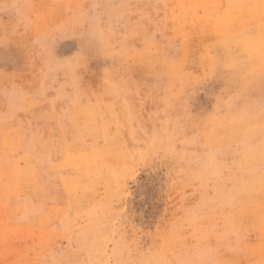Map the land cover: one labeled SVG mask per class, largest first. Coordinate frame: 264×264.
Instances as JSON below:
<instances>
[{"label": "rangeland", "instance_id": "obj_1", "mask_svg": "<svg viewBox=\"0 0 264 264\" xmlns=\"http://www.w3.org/2000/svg\"><path fill=\"white\" fill-rule=\"evenodd\" d=\"M197 1L0 0V264H264V0Z\"/></svg>", "mask_w": 264, "mask_h": 264}, {"label": "bare ground", "instance_id": "obj_2", "mask_svg": "<svg viewBox=\"0 0 264 264\" xmlns=\"http://www.w3.org/2000/svg\"><path fill=\"white\" fill-rule=\"evenodd\" d=\"M205 1H206V0H205ZM198 2H199V3H202L203 0H202L201 2H200V0H199V1H197V3H198ZM209 2H210V0H209ZM215 2H217V0H215ZM221 2H222V0H221ZM202 4H203V3H202ZM205 5H206V4H205ZM207 5H208V4H207ZM240 6H242V5H240ZM215 7H216V6H215ZM246 8H247V7H246ZM256 9H257V8H256ZM239 10H240V9H239ZM237 11H238V10H237ZM237 11H236V12H237ZM226 12H227V11H226ZM232 12H233V11H231V13H232ZM238 12H239V11H238ZM249 12H252V11L250 10ZM233 14H235V13H233ZM251 14H252V13H251ZM245 15H246V14H245ZM183 16H184V14H183ZM241 16H242V15H241ZM185 17H186V16H185ZM235 18H236V17H235ZM239 18H240V16H239ZM181 19H182V18H181ZM238 20H239V19H238ZM183 23H184V22H183ZM184 27H185V26H184ZM179 28H180V27H179ZM181 29H184V28H181ZM78 162H80V160H79ZM65 164H66V163H65ZM73 166H74V165H73ZM76 172H77V171H76ZM77 174H78V173H77ZM81 174H82V173H81ZM78 175H79V174H78ZM89 175H90V174H89ZM82 177H83V176H82ZM26 178H27V179H30V175H27ZM80 178H81V177H80ZM83 179H84V178H83ZM94 180H95V179H94ZM94 180H91V182L94 181ZM78 182H79V181H78ZM91 182H89V183H91ZM89 183H88V184H89ZM81 184H82V183H81ZM88 184H87V185H88ZM89 185H90V184H89ZM81 186H85V185H81ZM75 187H76V186H75ZM85 187H86V186H85ZM86 188H87V187H86ZM88 188H89V186H88ZM92 189H93V188H92ZM40 191H41V190H40ZM84 191H85V190H84ZM41 192H43V191H41ZM47 192H48V191H47ZM43 194H44V193H43ZM42 197L44 198L43 195H42ZM65 198H66V197H65ZM64 200H65V199H64ZM76 202H77V201H76ZM53 210H55V208H54ZM56 210H57V209H56ZM55 214H57V213H55ZM35 226H36V225H35ZM27 231H29V230H27ZM40 232H42V231H40ZM42 233H43V232H42ZM27 236H28V235H27ZM43 241H45V240H43Z\"/></svg>", "mask_w": 264, "mask_h": 264}]
</instances>
